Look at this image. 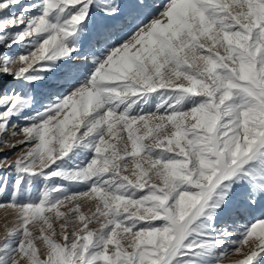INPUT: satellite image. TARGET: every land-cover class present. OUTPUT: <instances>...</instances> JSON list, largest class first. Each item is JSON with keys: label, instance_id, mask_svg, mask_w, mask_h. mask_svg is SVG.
<instances>
[{"label": "snow or ice", "instance_id": "snow-or-ice-1", "mask_svg": "<svg viewBox=\"0 0 264 264\" xmlns=\"http://www.w3.org/2000/svg\"><path fill=\"white\" fill-rule=\"evenodd\" d=\"M0 137V264H264V0H0Z\"/></svg>", "mask_w": 264, "mask_h": 264}, {"label": "rangeland", "instance_id": "rangeland-1", "mask_svg": "<svg viewBox=\"0 0 264 264\" xmlns=\"http://www.w3.org/2000/svg\"><path fill=\"white\" fill-rule=\"evenodd\" d=\"M26 2H27V0H26ZM156 2L159 4H165L168 2V0H156ZM5 138L6 137H0V140L5 139ZM19 139H20V137L18 136L15 139L10 140L9 144L16 143V141H18ZM17 155H19V149H12L10 146H4L3 144H0V159H2L4 156H8L9 161H11V160H14ZM2 171H3V169H0V172H2ZM82 211L87 212L88 211L87 207L86 206L83 207ZM13 218L14 217L11 215L10 210L0 209V238H3L5 223H8L9 226H11V221ZM244 222L245 223H254L255 218L254 217L246 218ZM90 227L98 228L99 225L98 224L90 225ZM57 231H59L58 226H57ZM242 250L248 251V248L244 247ZM240 258L241 257L239 255L230 254L228 256V258L223 260L222 264H236V261H238ZM21 264H24V262L21 261Z\"/></svg>", "mask_w": 264, "mask_h": 264}]
</instances>
